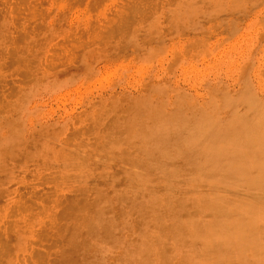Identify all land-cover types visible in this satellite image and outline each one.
Wrapping results in <instances>:
<instances>
[{"label":"rangeland","instance_id":"1","mask_svg":"<svg viewBox=\"0 0 264 264\" xmlns=\"http://www.w3.org/2000/svg\"><path fill=\"white\" fill-rule=\"evenodd\" d=\"M154 1L0 0V49L8 55L14 43L22 47L15 50L19 56L11 50L9 60L0 53L7 70L0 69V264H88L90 249L99 264L121 263L124 243L138 238L145 222L130 209L135 200L124 197L136 193L129 185L137 181L135 165L114 154L126 133L134 132L133 141L164 140L145 135V125L157 129L149 115L170 121L175 111L185 116L193 104L242 89L264 98V0L234 31L205 45L174 30L200 14L198 2ZM84 59L93 60L92 73L70 78ZM126 156L137 155L130 148ZM171 183L174 194L191 193L181 179ZM245 203L231 205L222 218L224 255L212 256L215 264H236L244 255L226 237L259 222ZM101 221L105 228L97 233L92 225ZM242 248L250 252L246 241ZM192 253L179 257L196 264Z\"/></svg>","mask_w":264,"mask_h":264},{"label":"bare ground","instance_id":"2","mask_svg":"<svg viewBox=\"0 0 264 264\" xmlns=\"http://www.w3.org/2000/svg\"><path fill=\"white\" fill-rule=\"evenodd\" d=\"M190 1L200 4L202 7L200 14L193 15L191 13L193 16L174 30L179 31L180 36L192 37L197 40L199 45H205L211 37L220 38V34H223L225 30L227 33L234 31L240 21L239 18L247 16L260 0H248L244 6L237 5L241 0ZM180 10L179 12H181ZM183 13L185 14V12ZM141 17L143 18V16ZM145 17L148 18V16ZM209 21H215V23L211 22L212 24L208 25ZM11 43L13 44L14 41ZM11 43L8 45L9 48ZM14 45L15 43L13 48L16 47ZM159 46L161 45L159 44ZM12 47L11 50L15 51L16 48L13 50ZM17 47L22 50V47ZM18 48L17 50H19ZM1 50L3 51V49ZM11 50L8 55L4 53L7 51L0 53L6 55L5 58L9 60L7 56L10 55ZM21 50L18 52L21 53ZM1 54L0 58L2 59L4 55L1 57ZM107 54L99 52L98 57L105 60L108 59L109 55L107 56ZM17 55L19 56V54ZM17 55L13 54V56ZM94 55H92L93 60L97 57ZM89 56L91 55L87 57ZM6 59L5 61H7ZM90 59L86 61L84 59V62L80 60L79 64L82 66L76 67L69 77H76L78 72L81 73V70L84 75L92 73V66H88V63L93 61L89 62ZM4 63L6 64L3 61ZM16 63L18 62L16 61ZM12 65L13 68L16 67V64ZM1 66L2 63H0V69ZM35 67L33 68L38 71L39 68ZM4 70L2 71L5 74L7 70L6 68ZM9 70L10 67L8 72ZM33 73L36 74L35 71ZM4 74L1 75L4 77ZM9 74L12 75V71ZM15 75L17 74L15 73ZM9 77L12 78L13 75ZM28 77L27 79H29ZM25 78L23 79L25 80ZM28 81L30 82V80ZM242 90L243 92L236 96L220 93L221 95L216 96L215 99L209 98L204 102L201 101L196 108L193 104L189 112L184 114L185 116L178 115L179 111H175L169 115L170 121L163 119L166 116L162 114L160 116L163 118L158 117L157 114L149 115L147 121L152 125L157 124L155 126L157 129L151 131L145 125L144 131L147 132L145 135L152 139L164 137V140L142 141L141 139V141H133L134 132L126 133L127 140L122 141L124 147L119 144L118 146L122 148L117 147L114 154L118 152L122 161L135 165L137 181H133L129 185L134 186L137 190L134 196H123L135 200L132 201L133 205H130V209L146 219L143 218L145 222L142 224L138 238L124 243V258L119 264H188L187 260L183 259L184 257L179 256H188L186 254L191 252H193L191 257L198 258L195 261L196 264H215L210 258L213 256L220 259L224 255L220 252L224 242L221 228L222 218L227 217L224 215L225 212L232 210L231 205L245 203L247 200L249 203H245V209L253 217L259 215V224L257 223L255 227L249 225L241 232L226 235V240L230 242L229 244L232 243L234 248L244 253L236 264H264V98H258L249 92L246 93L244 89ZM130 148L136 152L137 156H126V151ZM125 168L127 167L125 166ZM141 171L155 176L156 180L152 179L151 182L145 176L149 174H143ZM132 177L135 176L132 175ZM172 179H181L182 185H184H181L182 189L189 188L191 193H195H190L191 195L174 194ZM198 182H205V184H200L201 186L195 184ZM156 187H159L161 191L155 190ZM123 196L121 195L119 198L125 201ZM105 211L103 208L101 214L103 215ZM196 212L200 214V219L195 217L197 216ZM148 226L151 230L147 231ZM92 227L98 233L105 228V223L101 221L93 224ZM230 227L228 225L226 228ZM112 231L107 226L104 230L105 236L111 238ZM241 235L244 237L242 238ZM245 241L248 244L249 253L242 248ZM231 256L232 254L226 258V261ZM86 261L88 264H99L91 249L86 255Z\"/></svg>","mask_w":264,"mask_h":264}]
</instances>
